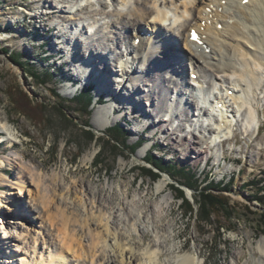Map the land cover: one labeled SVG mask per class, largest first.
Instances as JSON below:
<instances>
[{
	"label": "bare ground",
	"instance_id": "obj_1",
	"mask_svg": "<svg viewBox=\"0 0 264 264\" xmlns=\"http://www.w3.org/2000/svg\"><path fill=\"white\" fill-rule=\"evenodd\" d=\"M111 1L115 6L113 13L100 11L96 14L91 12V16L90 14L80 16L79 11L88 10L94 0H80L77 4H74L72 0H62L64 5L62 13L65 10L72 13L76 9L73 16H56L53 4L44 6L43 12L30 16L33 22L44 25H49L51 17L62 18V22L52 24L48 29L56 38L55 43H52L55 48L51 56L61 53H67L70 56L67 60L69 67L66 70L69 83L80 79L85 81L82 83L83 87L86 84L95 85L97 83L100 87L97 92V100L107 95L108 98L104 106L99 108V112L96 114L97 119L94 125L98 131H103L118 121L117 118L111 117L110 113L112 112L114 115L117 104L121 97L123 98L127 94L126 92H129V95L135 100L142 101V95L136 94V87L140 90L138 82L144 83V92L146 90V92H150L148 86L151 82L155 86L152 91L153 97L156 96V93L164 94L162 99L161 96L157 99H152L150 96L147 99V101H153L152 111L156 115L153 123L159 128L164 126L162 122L165 119L159 118L161 110L160 107H156V103H160L166 108L169 107L165 114L169 118L172 115L170 105H176L175 107L178 108L185 107L188 116H191V109L195 108L198 111L197 114L201 116V123L206 117V123L211 124L210 127H212L208 131L210 136L214 133L211 137L212 141L209 143L213 144L209 149L210 152L213 151L217 142L224 145L232 140L231 132L226 136L224 134H226V129L238 124L239 113L241 115L244 113L246 126H248L246 128L249 131H254L255 140L262 139L260 133L264 128L258 119L259 108L252 101V90L254 84L260 83L257 71L264 66V0H250L251 3L248 5H244L245 0H210V9L205 8L206 10L202 6L201 8L204 10L198 7V3H204V0L198 2L196 0ZM180 1L183 2L181 15L174 12V15L171 16V7L176 6L177 10V3ZM115 17L121 21H115ZM181 18L184 19V22L179 24L178 33H172L171 36L166 33L171 30L169 27L172 24L180 23ZM227 19H234V21L229 23L226 21ZM103 20L105 22L102 23ZM167 21L170 22L166 26ZM98 22L101 23L100 27H98ZM146 22H149L148 26ZM220 24L224 27L222 31L218 30ZM260 25L263 29L259 27ZM84 26L89 29H97L93 36L108 31L110 28H117L118 31L114 32L113 40L120 51L117 52L116 57L108 54V45L104 46L101 42L97 43L96 40L95 43L88 38L90 44L85 43L86 47L83 50L79 40L72 36V30L76 29L82 36L83 30L86 28ZM68 29H70V35L69 39L66 38L67 44L73 43V45L70 44L72 48L66 52L65 47L60 45V41L64 37L63 30L68 33ZM123 29L127 30L124 32L125 36L122 33ZM190 29L196 31L197 40L192 38L190 32L188 35L186 34V31H190ZM108 33H113V30ZM120 34L121 37H124V42H120ZM100 39L104 40V37L99 34L97 40ZM129 39L132 41L128 43ZM136 39L141 41L138 46H136ZM181 44L187 48L185 49L187 55H182L180 52ZM57 45L59 48H56ZM73 57L82 58V60H78L82 63L76 64ZM60 59L58 58V60ZM3 60L6 61L5 58ZM169 60H178V63L173 66L172 61ZM186 60L188 62L184 64L183 62ZM156 61L159 63V67L154 66L153 68L152 65ZM130 63L131 66H128ZM96 64L97 68H95ZM111 64L118 71L113 69V73H110ZM70 66L78 68L79 76L71 70ZM188 66L190 69L189 71L186 69L187 76L189 78L196 76V79L189 83L187 81V88H184L183 78L186 77L184 69ZM114 72L122 73L120 75L122 81L115 80V83L121 86L120 89L114 86ZM128 72H131V75H128ZM204 72L210 77L207 82L205 81L207 74ZM156 74H158V80L154 79ZM162 80L169 82L168 92L164 91L161 85ZM225 81L231 84H228L227 92H225L226 86L222 88ZM220 83L224 90L223 93L225 92L222 95H220L222 90H219ZM128 84L131 86L127 87ZM205 84L207 85L205 86ZM259 85L261 86L262 83ZM197 86L205 94L202 100L199 97L200 100H197L196 93L192 91L193 87L198 88ZM102 88H104L103 91ZM118 92L120 93L118 94ZM175 97L178 103L173 104ZM119 107L127 109L126 105ZM142 111L148 113L146 109L137 107L134 108V112L130 109L128 113L131 119L136 120L140 118ZM9 125V120L2 117L0 111V136L8 138L4 141L8 140L7 142L10 143L13 150L10 155L0 157V209L5 208L6 214L11 216L8 218V215H1L0 212V230L2 231L0 232V264H205L200 249L188 250L183 254L172 256L166 261L161 260L162 256L167 255L164 250L167 242L173 240L174 236L173 225L164 224L167 214L171 211L172 196H166L151 205H144L142 193H137V200H131L125 188L121 187L124 198L118 207L112 209L117 197L115 190L119 191V186L109 184L107 188L110 193L104 194L105 196L89 183L81 182L79 185L75 181L74 187H71L65 183V178L61 173L56 170L51 173L44 171L40 165L28 160L22 150H14L17 147L15 142L18 137ZM148 125L150 126V123ZM258 127L260 133L257 136ZM169 131L170 129H165L163 132L166 135L177 136L175 140L172 139L169 142L171 144L176 142L179 135L177 132L170 134ZM194 132L193 137L195 136ZM4 133L6 135L3 136ZM148 149L149 147L144 148L137 155L138 159H143L144 152ZM262 149L264 152V146ZM190 156H192L191 152L188 151L184 158H190ZM203 159L209 164V156H205ZM14 164L18 173L14 181H10L15 185L11 184L13 186L11 187L6 180L10 174L3 171L10 170ZM168 183L167 180H161L156 184V191L163 193L168 187ZM6 186L9 188L4 189ZM17 187L21 189L19 198L24 197L32 200L28 203H32L31 212L37 216L39 223V229L35 231L37 237L34 240L32 252L26 251L27 249L21 248V244H18L22 243L20 238L24 234L23 231L18 233L15 230L27 227L24 222H18L16 219L23 217L28 220V218L24 217L21 212L20 200L18 202L15 197L13 198V191ZM72 190L75 193L74 198ZM55 216L61 217L62 221L59 222H62L61 226L57 225L58 219ZM28 221L30 223V220ZM9 235L10 237H8ZM149 235L152 239L145 246L143 243ZM41 243L43 246L40 245ZM259 251L261 259L253 261V264H264V239L259 242ZM239 258V255L235 258V264L239 263Z\"/></svg>",
	"mask_w": 264,
	"mask_h": 264
},
{
	"label": "rangeland",
	"instance_id": "obj_2",
	"mask_svg": "<svg viewBox=\"0 0 264 264\" xmlns=\"http://www.w3.org/2000/svg\"><path fill=\"white\" fill-rule=\"evenodd\" d=\"M61 1L0 0V111L2 112V117L9 120V126L18 137L15 142V146L17 147L14 150H22L28 160L40 165L44 171L51 173L53 170H56L58 173H61L65 178V183L71 187H74L75 181L79 185L81 182L89 183L105 196L104 194L110 193V190L107 188L109 184L119 186V191L115 190L117 197L112 209L118 207L122 198H124L121 187L125 188L131 200H137L138 197L136 195L142 193L144 205H151L166 196H172L171 211L167 214L164 224L173 225L172 231L174 236L173 240L167 242L165 246L164 250L167 255L162 256V261L169 260L172 256L180 253L183 254L188 250L196 251V249L201 250L202 260L205 264H235V258L238 255L240 256L238 264H253V261L260 260L259 242L264 239V234L261 233L262 227H260L264 220L262 216V214L264 215V205L258 201H260V197H264V193H260L258 186L252 184V182L255 180V182L259 181L258 183H260L261 181L264 184V152L262 149L264 146V130L260 133L262 139L257 138L255 140L256 135L254 131H249L246 128L248 126H246L244 113L242 115L239 113L238 124L226 129V134H224L226 136L231 132L230 135L233 136L232 140L224 145H214L213 151L210 152L209 149H211L213 144L210 145L209 143H211V137L214 133L210 136L208 131L212 127L201 123V116L197 114L198 111L195 108L191 109V116H188L185 112V107L181 106L178 108L175 107L176 105H170L172 115L169 118V116H165L166 110L169 107L166 108L162 104L156 103V107H160L161 110V113L158 115L159 118L165 119L162 122L164 126L159 128L153 123V120L156 118L155 113L152 111L153 101L150 102L147 99L150 96H152V99H157L161 96L162 99L164 98V94L156 93V96L153 97L152 91L155 89V86L150 82L148 86L150 92H146L147 90L144 92V83L138 82L140 90L136 87V94L142 95V101L135 100L134 97L129 95V92H126L127 94L123 98L121 97L120 102L117 104L114 115H112V112L110 113V116L117 118L118 121L105 130L98 131L95 128L94 122L97 119L96 114L99 112V108L104 106L108 98L107 95H101L102 97L97 100V92L100 90L97 83L95 85L86 84L84 87L82 84L85 82L84 79L69 83L66 70L69 67L67 60L70 56L67 53L51 56L55 48L52 43H55L56 38L52 31L49 32L48 29L52 24L62 22V18L51 17L52 20L49 21V25L38 24L30 19L32 14L41 13L44 11V6H52V4L55 7L53 9L57 14L56 16H73V12L76 9L72 13H68V10L62 13L64 5ZM72 1L74 4L80 2V0ZM182 4V1L177 3V10L176 6L171 7L172 13L170 15H174V12H177V15H181L183 11ZM209 5L210 0H204L202 4L198 3L200 9L203 7L204 9H210ZM114 9L115 6L111 0H94L92 5L88 7V10H80L78 14L80 16H87L91 12H95L93 14H96L100 11L113 13ZM97 17L100 18V16ZM114 20L117 22L121 21V19L118 20V17H115ZM226 21L232 23L234 19H227ZM169 22L167 21L165 25L167 26ZM183 22L184 19L181 18L180 23L172 24L169 27L171 30L166 31V33L170 36L172 33H178L180 30L179 24ZM98 23V27H100L101 23ZM146 23L148 26L149 22ZM147 26L146 28H148ZM84 27L86 28L85 30L82 28L83 37L80 36L76 29L72 30V36L76 40H79L83 50L86 44H90L89 40H87L88 38L93 42L95 40L97 43L101 42L104 46L108 45V54L116 57L117 52L119 53L120 51V48H117L115 40H113L115 38L114 32L118 31L117 28H110L108 31L99 33L100 36L104 37V40H97L99 34L93 36L97 32V29ZM259 27L262 28V25ZM110 30H113V33H108ZM219 30H223V25L219 27ZM124 32H127V30H122L125 36L126 33ZM189 32L187 30L186 34L188 35ZM63 33L64 37L61 39L60 45L65 47L66 52H69V49L72 48L70 44L73 45V43L67 44L66 39H69L70 29H68V33L66 30H63ZM144 33L147 34L146 31ZM119 37L120 42H124V37H121V34ZM174 38L177 37L174 36ZM131 41L129 39L128 43ZM56 48H59V46L57 45ZM114 49L117 51L115 52ZM185 49L187 48L181 44L179 50L182 55H187ZM4 58L6 61L3 60ZM58 58L61 59L58 60ZM73 60H76V64L78 62L79 65L82 63L78 61L82 60V58L73 57ZM169 61H172L173 66L178 63V60ZM248 61L251 63L250 60ZM185 62H188V60L183 63L185 64ZM128 66H131V63ZM152 66L153 68L154 66L159 67V63L156 61ZM70 67L79 76L80 71L78 68L75 66ZM95 68H97V64ZM111 68L110 73H113V69L116 68L112 64ZM186 69L189 71L190 67L188 66V68L184 69V74ZM187 70L186 77L183 78L184 88H187V81L188 83L192 81L187 76ZM31 72L49 73L50 77L45 84H40L35 78L31 77ZM204 73L207 74L206 72ZM121 74L114 72L113 76L114 86L115 88L119 87L118 89L121 86L117 85L115 80L122 81ZM128 75H131V72H128ZM157 77L158 74L154 75L155 80H158ZM257 77L262 85L260 86V83L254 84L252 101L259 108L260 116L258 119L264 128V66L257 71ZM127 79H124V81H127ZM209 80L210 77L207 74L205 81ZM228 84L229 82L227 83V81H225L223 86L220 83L219 90H222L220 91V95L228 91V86L231 85ZM136 85L137 82L135 83ZM161 85L164 91L168 92L170 88L169 82L166 80ZM130 86L128 84L127 87ZM221 86L222 88L227 87L224 93ZM90 90L92 92L91 102L88 107L90 114H86L85 112L78 111L81 106L73 101L78 95ZM103 90L104 88H102ZM53 91L58 92L60 98L68 100L66 105L71 108L67 111V117L70 116L68 118L72 122L67 121L66 117L59 110L52 107L51 103L61 102L62 100L55 96ZM133 99L134 102L132 101ZM42 103L44 106H42ZM110 103L112 102L110 101ZM175 103H178L176 97L173 104ZM121 105H126L127 109H121L119 107ZM128 107L132 112H134V108L136 107L138 109L144 108L148 113L142 111L140 118L133 120L129 116L128 112L130 109ZM85 123L91 128H85ZM148 123H150V126ZM115 127L122 128L125 131L128 139L126 142L128 149L123 148L125 146L122 143L118 141L116 143L111 139L109 133ZM84 129H91L97 135V141L87 140V135L83 133ZM165 129H170V134L177 132L179 136L176 142L169 143L172 139L175 140L177 136L166 135L163 132ZM193 132L195 133L194 137ZM256 134L257 136L259 135L257 132ZM5 139L8 138H1L0 136L1 158L10 155L13 151L10 143L7 142L8 140L4 141ZM108 141L111 142L109 145L107 144ZM167 143L168 145H166ZM148 147L149 149L144 152L145 157L138 159L137 155L144 148ZM132 148L135 149V153H131ZM188 151L191 152L192 156L184 158V155ZM117 153H122V155L117 157ZM150 155H152L153 161L163 166V169L159 170L155 166L150 165L152 164L151 160H148ZM205 156L210 157L209 164L204 161L203 158ZM166 166L176 169L171 170ZM6 167L9 168L10 166ZM182 168L183 170L185 169L183 174L179 173ZM149 169L152 170V173L159 174V177L155 178L152 174L148 173L147 170ZM3 172L10 174L8 179H6L8 181L7 184L11 187L15 186L10 181H14L18 173L16 165H12L10 170L6 169ZM184 173L186 174L184 175ZM187 174H190L192 180H195V182L190 181L186 176ZM161 180H167L169 183L163 193H158L156 191V184ZM7 188L9 187H4V189ZM17 188L13 191V198L15 197L18 202L20 200L19 206H21V212L24 217L26 216L30 220L29 223L23 217L16 219L18 222H24L27 227L26 229L17 228L15 230L18 233L23 231L24 234L20 238L22 243H17L21 244V248L32 252L34 249L33 243L37 237L35 231L39 229V223L37 216L31 212L32 203H28V201L32 200L24 197L19 198L21 189ZM221 188L222 190H218ZM177 189L182 190L184 198L180 196V192ZM72 191L74 198L75 193L74 190ZM201 191H205L204 194L208 192L216 194L225 203V208L208 209L209 212L204 210V212L208 213H212L213 211V217H208L209 219L204 215V212L199 215V203L202 200L200 196ZM189 205L193 208V213H189ZM112 209L111 211L114 212ZM5 211V208L0 209L1 215H8V218H10L11 216L8 213L6 214L7 211ZM56 217L58 219L57 225L61 226L62 222L59 223L62 221L61 217ZM29 229L31 230L28 231ZM0 232L2 231L0 230ZM151 239V235H149L143 244L145 246L148 245ZM40 241L43 242V240ZM40 245L43 246V243Z\"/></svg>",
	"mask_w": 264,
	"mask_h": 264
},
{
	"label": "trees",
	"instance_id": "obj_3",
	"mask_svg": "<svg viewBox=\"0 0 264 264\" xmlns=\"http://www.w3.org/2000/svg\"><path fill=\"white\" fill-rule=\"evenodd\" d=\"M18 59H20L19 57H18ZM20 65H22V64H20ZM31 77L32 78H35L38 82H40V84H45L46 83V81H48V79H49V73H43V74H41V73H36V72H31ZM54 93V95L55 96H57V97H59L60 98V96H59V94H58V92H56V91H53ZM91 90L90 91H86L85 93H82V94H80V95H78L76 98H75V100L73 101L74 103H76V104H78L79 106H81L80 108H79V110L78 111H81V112H85L86 114H90V111H88V107H89V104H90V102H91V97H92V95H91ZM60 99H62L61 100V102H57V103H51V105H52V107L53 108H55V109H57V110H59L66 118L65 119H67V121H71L72 122V120L70 119V118H68L67 117V111L68 110H70V108L71 107H68L66 104L68 103V100H65V99H63V98H60ZM42 106H44V104L42 103ZM34 107V106H33ZM36 108V107H35ZM88 123V122H87ZM84 126H85V128H91L89 125H87L86 123L84 124ZM83 133L84 134H86L87 135V140H90V141H93L94 142V140H96L97 141V135L90 129H84L83 130ZM109 135H111V139L113 140V141H118V142H120V143H122L125 147H123V148H126V149H128L127 148V145H126V142L128 141V139H127V136H126V134H125V131H123V129L122 128H119V127H115L114 129H111V131H110V133H109ZM113 137V138H112ZM111 142L110 141H108L107 142V144L109 145ZM117 143V142H116ZM115 145V144H114ZM140 145V144H139ZM112 146V145H111ZM116 146V145H115ZM115 146H113V147H115ZM117 147V146H116ZM115 147V148H116ZM103 150H104V147H103ZM132 152H134L135 153V149H131V153ZM133 153V154H134ZM122 155V153H117L116 154V156L117 157H119V156H121ZM148 160L152 163V164H150L151 166H155L157 169H159V170H161V169H163V166L162 165H159V164H157L155 161H153L152 160V155H150L149 157H148ZM167 168H169V169H171V170H175L176 168H172V167H170V166H166ZM185 170V169H184ZM183 168H182V170L179 172V173H182L183 174ZM148 171V173H150V174H152L155 178L156 177H159V174H157V173H152V170H147ZM186 173H184V175H185ZM187 176V178L188 179H190V181H192V182H195V180H192V178H191V176H190V174L188 175H186ZM194 177V176H193ZM259 181H256L255 182V180L252 182V184H254V185H257L258 186V190H259V192L261 193H264V184H262L261 183V181H260V183H258ZM257 183V184H256ZM217 187H219V186H217ZM190 188H192V187H190ZM217 189V188H216ZM179 192H180V196L182 197V198H184L183 196H184V194H183V192H182V190H179V189H177ZM204 190V189H203ZM218 190H222V188L221 189H218ZM207 191V190H206ZM210 191V190H209ZM199 192V191H198ZM204 192L205 191H201L200 192V196H201V198H202V200L200 201V203H199V205H200V207H199V211H198V214L199 215H201L203 212H204V210H207L208 211V209H212V210H214V209H216V208H225V203H223V201L221 200V198H219L216 194H213L212 192H208V193H206V194H204ZM258 201V200H257ZM259 203H261L262 205H264V197H260V201H258ZM193 213V208L192 207H190V205H189V213ZM209 212V211H208ZM208 212H204L205 214L204 215H206L207 216V219H209L208 217H213V211H212V213H208ZM262 216H263V219H264V215L262 214ZM261 216V217H262ZM199 220H201L200 218H199ZM209 222V221H208ZM207 224H209V223H207ZM260 227H262V231H261V233L262 234H264V220L262 221V224H261V226Z\"/></svg>",
	"mask_w": 264,
	"mask_h": 264
},
{
	"label": "snow or ice",
	"instance_id": "obj_4",
	"mask_svg": "<svg viewBox=\"0 0 264 264\" xmlns=\"http://www.w3.org/2000/svg\"><path fill=\"white\" fill-rule=\"evenodd\" d=\"M193 38L195 39V35L193 36Z\"/></svg>",
	"mask_w": 264,
	"mask_h": 264
},
{
	"label": "water",
	"instance_id": "obj_5",
	"mask_svg": "<svg viewBox=\"0 0 264 264\" xmlns=\"http://www.w3.org/2000/svg\"><path fill=\"white\" fill-rule=\"evenodd\" d=\"M68 117H70V116H68Z\"/></svg>",
	"mask_w": 264,
	"mask_h": 264
}]
</instances>
